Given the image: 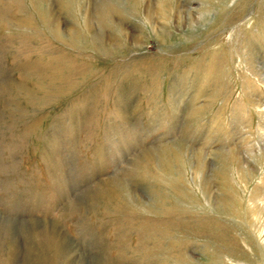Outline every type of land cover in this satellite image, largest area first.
Wrapping results in <instances>:
<instances>
[{"label":"rangeland","instance_id":"374dc122","mask_svg":"<svg viewBox=\"0 0 264 264\" xmlns=\"http://www.w3.org/2000/svg\"><path fill=\"white\" fill-rule=\"evenodd\" d=\"M0 222V264H264V0H0Z\"/></svg>","mask_w":264,"mask_h":264},{"label":"bare ground","instance_id":"6f19581e","mask_svg":"<svg viewBox=\"0 0 264 264\" xmlns=\"http://www.w3.org/2000/svg\"><path fill=\"white\" fill-rule=\"evenodd\" d=\"M36 1H37V0H36ZM89 1H90V0H89ZM43 2H44V1H43ZM87 2H88V1H87ZM91 2H92V1H91ZM92 3H93V2H92ZM88 4H89V3H88ZM93 5H94V4H93ZM103 8H104V7H103ZM104 18H105V17H104ZM102 19H103V18H102ZM88 23H89V22H88ZM92 31H93V30H92ZM204 163H205V162H204ZM202 172H203V171H202ZM203 174H205V171H204V173H203ZM205 176H206V175H205ZM201 178H203V177H201ZM204 179H205V178H204ZM0 223H1V222H0ZM1 224H3V223H1ZM6 225H7V224H6ZM56 226H57V224H56ZM57 227H58V226H57ZM57 227H56V230H55V228L53 227V228H54V230L56 231V232H53V233H54V235H55L56 233H58V232H57V229H58ZM52 230H53V229H52ZM54 230H53V231H54ZM59 231H60V230H59ZM60 232H61V231H60ZM61 235H62V234H61ZM62 237H63V236H62ZM63 238H64V237H63ZM16 243H17V242H16Z\"/></svg>","mask_w":264,"mask_h":264}]
</instances>
